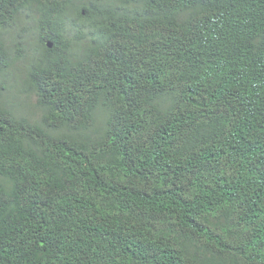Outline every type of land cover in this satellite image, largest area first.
Segmentation results:
<instances>
[{"label": "trees", "instance_id": "16d2710c", "mask_svg": "<svg viewBox=\"0 0 264 264\" xmlns=\"http://www.w3.org/2000/svg\"><path fill=\"white\" fill-rule=\"evenodd\" d=\"M0 264H264V0H0Z\"/></svg>", "mask_w": 264, "mask_h": 264}, {"label": "rangeland", "instance_id": "374dc122", "mask_svg": "<svg viewBox=\"0 0 264 264\" xmlns=\"http://www.w3.org/2000/svg\"><path fill=\"white\" fill-rule=\"evenodd\" d=\"M3 42L6 44V47H10L11 49V54L12 55H15L16 53V43L19 42V37L18 35H11V34H7L5 35L4 39H3ZM35 53V52H34ZM34 53H33V57H32V51H31V57H28L26 56V60H23V61H27V64H31L34 59H35V56H34ZM21 66H22V62H18L15 66V69H13V77L17 76L19 78V80L22 79V69H21ZM8 93V92H7ZM12 94L14 95V87H13V90H12ZM20 101H25L29 103V106L27 105V103L25 104V108H23V110L21 108H19V112L20 114H23L22 111L24 112H32L36 109L37 111V108L34 107V105L37 103V96L34 94V93H31V94H25V93H22L20 95V98H19Z\"/></svg>", "mask_w": 264, "mask_h": 264}, {"label": "water", "instance_id": "95a60500", "mask_svg": "<svg viewBox=\"0 0 264 264\" xmlns=\"http://www.w3.org/2000/svg\"><path fill=\"white\" fill-rule=\"evenodd\" d=\"M49 44H50V46H52V45H53L51 42H50Z\"/></svg>", "mask_w": 264, "mask_h": 264}, {"label": "clouds", "instance_id": "9594fccd", "mask_svg": "<svg viewBox=\"0 0 264 264\" xmlns=\"http://www.w3.org/2000/svg\"><path fill=\"white\" fill-rule=\"evenodd\" d=\"M50 43V42H49ZM52 43V42H51ZM53 44V43H52ZM49 46H50V44H49Z\"/></svg>", "mask_w": 264, "mask_h": 264}]
</instances>
